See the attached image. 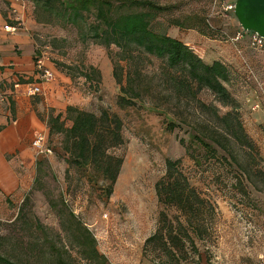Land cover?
I'll return each mask as SVG.
<instances>
[{
  "label": "rangeland",
  "instance_id": "374dc122",
  "mask_svg": "<svg viewBox=\"0 0 264 264\" xmlns=\"http://www.w3.org/2000/svg\"><path fill=\"white\" fill-rule=\"evenodd\" d=\"M156 1L173 8L156 20L152 26L155 32H166L180 39L181 33L188 30L171 26L169 22L172 19L184 20L196 13L208 19L212 25L218 21V25H222L227 32L230 28L241 29L234 12H225L221 6L214 14V0ZM19 3L25 9L31 8V18L35 22L30 30L38 53L35 64L42 59L43 64L53 72V80L55 70L61 71L59 63L81 68L92 65L100 69L103 80L99 86L87 83L83 77L71 81L80 92L78 107L96 114L107 110L122 119L125 145L114 153L122 156L124 163L113 194L108 198L104 192L105 184L93 174L92 169H78L67 162L61 137L55 136L51 140L46 136V146L51 148L53 154L38 156L32 146L36 134L30 144L36 160H32L33 154H30L25 163L16 162V173L26 190L5 198L0 189L1 252L11 255L19 264H58L57 256L49 250L43 234L32 223L37 221L44 227L49 240L67 250L68 254H63L67 264H90L81 254L73 234L62 227L65 222L67 228L76 233L69 214L72 212L82 227L95 238L97 250L107 258L109 264H154L143 256L145 241L157 231L162 211L172 220L179 216L175 209H165L159 204L155 191L156 183L165 175L166 161L172 159L181 160V169L191 185L217 209L212 236L205 241L197 240L201 264H264V188L260 182L257 188L248 181H244L241 187L237 170L218 164L197 167L181 144V140L185 143L189 141L188 128L170 131L169 124L174 118L155 108L148 96L137 101L134 107L121 109L118 106L120 87L113 77L110 50L91 40L83 42L77 30L65 26L60 19L53 17L50 23H38L33 2L23 0ZM15 21L19 24L22 22L17 18ZM208 40L220 42V39ZM223 44L230 47L224 41ZM193 46L205 62L212 63L213 58L207 57V51L201 49L197 41ZM208 47L216 51L217 46L209 43ZM118 50L111 48L116 61ZM142 64L143 72L149 74L159 67L154 58H146ZM120 65L125 67L126 62L120 61ZM256 71L260 75L259 70ZM33 84L25 85L26 95L32 101L39 97L27 94V87ZM237 84L230 82L228 88L242 102L246 130L260 154L256 166L264 169V128H253L249 121L252 112L246 101V84L243 81ZM250 85L254 86L253 83ZM201 97L207 102L212 99L207 93ZM17 155L18 152L6 158L12 160ZM38 157H42L46 163L40 173ZM62 211L64 222L59 216ZM194 256L197 259L198 256Z\"/></svg>",
  "mask_w": 264,
  "mask_h": 264
},
{
  "label": "trees",
  "instance_id": "16d2710c",
  "mask_svg": "<svg viewBox=\"0 0 264 264\" xmlns=\"http://www.w3.org/2000/svg\"><path fill=\"white\" fill-rule=\"evenodd\" d=\"M31 1L35 5L38 23H50L53 17L60 19L65 26L75 28L83 42L91 40L110 50L113 77L120 87L117 104L121 109L134 107L137 101L148 96L155 108L174 118L169 124L170 131L188 128L189 141L185 143L181 140V144L197 167L214 164L223 168L228 166L240 173L241 187L244 181H248L256 188L260 182L264 188V169L256 166L260 154L246 130L242 102L228 88L230 82L239 84L243 81L248 96L255 88L250 71L259 80L264 78L259 69L248 65L244 70H236L231 64L221 61L207 63L193 45L166 32L153 31L156 20L173 8L156 0ZM221 6L214 5L213 1L214 14ZM169 24L195 31L207 39H220L229 45L245 42L250 47L248 36L242 41L230 42L240 30L230 28L227 32L222 25H218V21L212 25L197 13L188 15L184 20L172 19ZM112 47L119 49L117 61L111 52ZM146 58H154L159 63L151 74L143 72L142 61ZM120 61L126 62V66L120 65ZM58 67L71 80L83 77L87 83L98 86L103 80L100 69L92 65L81 68L59 63ZM30 83L33 79L25 81L21 78L18 83L12 84L0 82V110L9 111L13 121L17 118L16 85ZM249 83L254 86H249ZM204 93L212 97L210 102L201 97ZM48 128V139L53 140L55 136L62 138L61 147L67 162L78 169H92L93 174L105 184L104 192L110 198L124 163V158L114 153L125 145L122 119L107 110L96 114L70 105L64 113L50 114ZM3 129L0 126V132ZM38 158L40 173L46 163L42 157ZM155 191L159 204L165 209H175L179 216L172 220L165 211L160 213V225L145 241L143 256L154 264H201L197 240L205 241L212 236L216 207L191 185L181 169V160L166 161L165 175L156 183ZM69 214L76 233L67 228L64 211L59 213L60 220L64 222L62 227L73 234L84 258L90 264H109L97 250L95 238L72 212ZM32 223L43 234L49 250L57 256L56 262L67 264L63 258V254H68L67 250L49 240L39 222ZM23 250L26 252L24 246ZM0 264L19 263L0 250Z\"/></svg>",
  "mask_w": 264,
  "mask_h": 264
},
{
  "label": "crops",
  "instance_id": "0c3cea01",
  "mask_svg": "<svg viewBox=\"0 0 264 264\" xmlns=\"http://www.w3.org/2000/svg\"><path fill=\"white\" fill-rule=\"evenodd\" d=\"M226 1L234 4L236 2V0ZM16 18L22 22L19 24L15 21ZM33 24L35 22L31 18L30 7L25 9L14 0H0V82L12 84L18 83L21 78L25 81L33 79V83L40 84L42 88L39 97L33 98L32 101L26 95L25 85H16L17 118L15 121L12 120L9 111L0 110V126L4 127L0 132V189L5 198L26 190L16 173V162L17 164L25 163L30 154L31 156L33 154L32 160H36L35 152L32 153L30 144L36 134L43 133L48 136L50 114L64 113L70 105L80 106V92L64 73L55 70L53 81L39 80L35 67V41L30 32ZM6 25L17 30H6ZM180 39L190 45H194L197 41L201 49L207 51V57L213 58L212 62L221 61L231 64L236 70H244L246 66L253 65L264 75V52L253 50L245 42L226 47L223 42L208 40L192 30L181 33ZM209 43L214 47L217 46L216 51L209 49ZM107 70L109 72V68ZM249 121L253 128L262 130L264 112L250 113ZM17 152L18 155L12 160L6 158Z\"/></svg>",
  "mask_w": 264,
  "mask_h": 264
},
{
  "label": "built area",
  "instance_id": "2783aa9c",
  "mask_svg": "<svg viewBox=\"0 0 264 264\" xmlns=\"http://www.w3.org/2000/svg\"><path fill=\"white\" fill-rule=\"evenodd\" d=\"M16 3L22 0H14ZM222 0H214V5H222L225 12H234V3H223ZM222 3V4H221ZM6 30L16 31L17 28L5 26ZM248 36L249 44L252 49L263 50L264 51V38L260 37L254 32H246L242 28L236 34V36L230 39V42H237L246 39ZM38 76L41 82H51L54 78L53 72L48 69L44 64L42 59H38L35 64ZM250 79L254 82L255 88L252 90L251 94L248 95L246 101L248 103V109L250 112L264 111V78L259 80L253 71H250ZM42 93V88L40 84H33L27 87L28 96L34 97ZM47 139L46 135L40 133L36 135L32 142V146L37 150V155H52V150L46 146Z\"/></svg>",
  "mask_w": 264,
  "mask_h": 264
},
{
  "label": "water",
  "instance_id": "95a60500",
  "mask_svg": "<svg viewBox=\"0 0 264 264\" xmlns=\"http://www.w3.org/2000/svg\"><path fill=\"white\" fill-rule=\"evenodd\" d=\"M234 15L244 31L264 38V0H236Z\"/></svg>",
  "mask_w": 264,
  "mask_h": 264
}]
</instances>
